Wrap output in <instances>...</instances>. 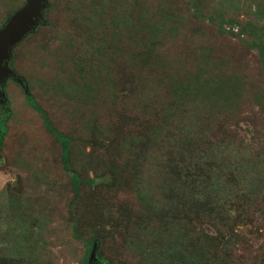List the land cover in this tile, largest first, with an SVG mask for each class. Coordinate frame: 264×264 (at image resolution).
Listing matches in <instances>:
<instances>
[{"label":"rangeland","instance_id":"374dc122","mask_svg":"<svg viewBox=\"0 0 264 264\" xmlns=\"http://www.w3.org/2000/svg\"><path fill=\"white\" fill-rule=\"evenodd\" d=\"M45 20L0 100V264H87L94 240L92 264H264V0H49Z\"/></svg>","mask_w":264,"mask_h":264},{"label":"water","instance_id":"95a60500","mask_svg":"<svg viewBox=\"0 0 264 264\" xmlns=\"http://www.w3.org/2000/svg\"><path fill=\"white\" fill-rule=\"evenodd\" d=\"M49 0H26L24 5L15 11L0 28V100L3 86L8 80H16V76L9 68L12 50L34 30L45 24V10ZM97 246L95 242L88 264L97 260Z\"/></svg>","mask_w":264,"mask_h":264},{"label":"trees","instance_id":"16d2710c","mask_svg":"<svg viewBox=\"0 0 264 264\" xmlns=\"http://www.w3.org/2000/svg\"><path fill=\"white\" fill-rule=\"evenodd\" d=\"M230 27L232 28V26H230ZM24 94H25V99L28 102V104L31 107L38 109L37 106L35 105V103L33 102V99L31 98L30 94L28 92H25ZM5 108H6L5 112H4L3 116L0 118V145L2 144L3 139L6 135V132H7L6 123L8 121V118L10 117V110L8 109L7 106ZM60 139L64 142V144L67 143V140L64 137H60ZM65 149H66V151L64 150V152H67V147H65ZM95 242L99 243L98 240H94L93 242H90L86 245V252H87L86 254L87 255L89 254V258H90V254H91V251H92V248H93V245ZM97 255H98V253H97ZM89 258H88V262H89ZM97 260L99 261L100 258L97 257Z\"/></svg>","mask_w":264,"mask_h":264}]
</instances>
